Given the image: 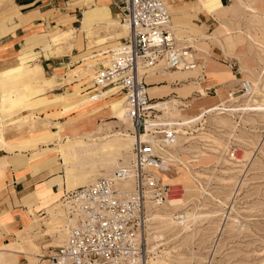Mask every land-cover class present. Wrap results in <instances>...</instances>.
I'll return each instance as SVG.
<instances>
[{
  "label": "rangeland",
  "instance_id": "374dc122",
  "mask_svg": "<svg viewBox=\"0 0 264 264\" xmlns=\"http://www.w3.org/2000/svg\"><path fill=\"white\" fill-rule=\"evenodd\" d=\"M171 2L164 3L168 10ZM241 2L247 5V9L240 5ZM96 3H87L86 6L91 7ZM223 8L225 15L226 13H242V17L236 20L233 18L234 20L219 21L215 25L216 34L213 40L206 42H216L221 49H226L229 56L231 55L230 48L234 46V41L237 39L235 46L239 49L240 55L238 56L242 57V61L228 62V64H232L233 74L237 78L232 75L231 81L221 85L219 89H213L220 92L217 102H222L227 110L230 107L245 108L246 104L264 108V5L260 3L254 6L246 1L236 0L230 6H223ZM252 12H256V14ZM169 13L172 14L170 10ZM218 36L225 42V46ZM218 41L223 43V47L219 45ZM189 47L192 46L189 45ZM188 52L191 53V51ZM192 58L194 59V55ZM101 62L103 65H107L106 60H101ZM202 65H198L195 79L190 81L201 82L197 77L201 73ZM200 79L202 78L200 77ZM246 81L250 82L252 92L248 97H241L239 87L242 82ZM51 84L53 85L51 79L42 76L40 80L39 78L35 81L20 79L0 85V102L6 97L24 98L23 103L9 114H3L0 111V131L3 120L11 121V127H19L24 124L22 127L28 136H40L49 130L46 133L53 135L45 140L55 149L51 153L56 155L62 153V160L59 158L58 166L61 165L63 185L69 192L78 188H70L69 181L71 182L75 178L76 180L88 179L94 175L97 176V179L108 172L107 168L103 166L109 159L111 148L107 145L98 147V141L88 142V139L95 135L94 129H96L97 123L104 119L101 125L105 135L120 131L133 136L134 131L129 119L121 123L118 122L123 117H119L116 110L125 109L124 99L120 94L106 99L105 103L100 106L97 104L92 107V104H88L72 107L69 105L80 101L88 93L83 92V96L75 94L76 87H74L73 90L70 89L71 93L65 96L64 100L59 101L62 106L53 105L52 109L41 110L43 117L36 115L32 110L45 105L44 102L49 99L46 97L50 94H44L46 90L43 87L51 88ZM205 85L202 83L201 89L198 86V92L186 93L185 96L188 98L184 100H182L183 96L179 100L176 95L158 100L170 101L173 99L185 104V107L180 108L181 112L175 115L166 114L163 117L164 121H181L193 116L200 118V110L204 107L203 104L207 103L206 100L202 101L200 98L216 97L214 93L208 94L209 88H206L208 83ZM89 90L91 91L93 88ZM231 94L234 95L231 96ZM90 96L92 95L90 94ZM68 106L73 109L65 110ZM106 106L113 108L114 115L111 119L84 120L90 114L89 111ZM87 108L89 111L86 110ZM153 110L156 113L152 116L150 112V119L154 120L155 116L163 115L159 110ZM228 114L223 110L205 114L190 126L181 128L186 135L178 132V127L175 126L177 137L175 142L167 148H163V158L171 159L172 162L169 164L175 173L178 172L181 176L183 174L185 176L186 170L174 160L182 159V157L187 160L188 167L190 166L194 177L188 180L192 183L193 186H191H195L194 189H196L191 197L185 198L175 207L164 206L153 214L161 215L166 220H157L153 225L151 222L149 223V240L150 243L155 242V244H151V250L158 248L156 253L153 251L152 264H159L160 261H165V264H264V111L254 113L239 111L234 116ZM39 122L41 125L37 130ZM66 130L68 132L65 134ZM123 141H125L123 151H127L131 140L124 138ZM37 144L40 145L35 146V149L44 147L41 154L50 153L46 144L39 142ZM153 146L156 147L155 144ZM240 150L243 155L248 153L249 157L247 159L232 157L233 153ZM128 154H130V150L126 153V155ZM120 155L116 156L117 163H119ZM201 157L203 160L197 162ZM64 162H67L71 169L70 178L63 170ZM115 163L114 166L112 165L113 170L116 168ZM6 169V163L0 159V187L4 184L2 178ZM202 188L204 191L200 192L199 190ZM62 210L64 214V209L62 208ZM177 213L194 216L191 219L185 218L177 222L173 218ZM32 222V226L35 228L38 221L32 220ZM61 223L63 227H58V230L65 228L64 216L61 218ZM185 225H188L189 230H183ZM23 227L25 228V226ZM2 230L6 231V228ZM33 230L40 234L35 229ZM35 236L38 235L33 236L37 240ZM1 238L2 234H0V264H18L17 252L24 249L23 244L18 243L17 239L22 240L23 238L16 236L17 239H11L8 244H3ZM49 238H51L52 245L56 246L53 242L54 238ZM64 239L58 244L59 246ZM152 247L154 248L152 249ZM165 252H170V255L164 256ZM162 256L165 260L162 259ZM20 261L23 263L25 260L22 258Z\"/></svg>",
  "mask_w": 264,
  "mask_h": 264
},
{
  "label": "crops",
  "instance_id": "0c3cea01",
  "mask_svg": "<svg viewBox=\"0 0 264 264\" xmlns=\"http://www.w3.org/2000/svg\"><path fill=\"white\" fill-rule=\"evenodd\" d=\"M170 1L172 2L169 7L174 12L170 15L171 27L179 41L186 46H192L191 52L195 62L200 66L203 64L201 73L197 77L201 82L190 81L195 79L197 69L189 72L155 73L153 78H150L149 84L147 78L144 79L148 89L157 88L154 96L149 98L151 102H155L176 95L177 99L180 100L183 96L182 100H184L188 98L185 96L186 93L198 92L202 83L204 85L208 83L207 92L212 95L211 90L219 89L221 85L231 81L230 77L234 75L232 64L228 62H241L242 57L238 56L239 49L235 46L237 39L234 41L235 47L230 48L231 55L228 56L226 49H221L216 42H206L203 36H215V25L219 21L233 18L236 20L242 17V13L223 14V6H230L236 0ZM242 1L254 6L260 3L264 5V0ZM84 2L83 0H0V74L2 73L0 85L20 79L35 81L39 78L40 80L42 76L51 79L52 87H43L46 90L44 94H50L46 97L49 99L44 102L45 105L32 110L41 117H43L41 110L52 109L53 105L62 106L59 101L64 100L74 87H76L75 94L83 96V92L88 93L80 101L69 105L72 107L88 105L91 101L90 94L111 95L115 91L111 89L95 92L94 89L91 91L89 89L92 88L91 71H95L102 64L101 60L106 59L102 52L114 47L126 36L127 30L120 19V6L116 0H98L91 7H87V3ZM220 36H218L219 40H221ZM197 54L200 56H196ZM206 62H209L207 69L211 70L204 75ZM150 74L152 73L148 75ZM111 97L113 96L101 97L98 106ZM11 99L24 100L23 97L3 98L0 102V111L7 108ZM69 106L65 110L73 109ZM86 110L89 111V108ZM100 110V115L97 116L99 119H103L104 112H113L112 106ZM109 117L105 118L111 119ZM86 119L87 116L84 120ZM10 124L11 121L3 120L4 144L0 146V159L7 165L2 178L4 184L0 187L1 242L8 244L11 239H17L16 236L23 238L17 239L18 243L23 244L24 249L17 252V263L36 264L39 257L50 255L55 247L59 246L57 244L59 240L56 238L59 231L57 228L37 234L31 225L32 220L38 221L35 230L42 231L61 219V216L55 215L59 214L58 204L63 208L62 197L64 192H67L63 185L61 165L58 166L59 158L62 160V153L60 154L59 151H57L58 155L51 153L55 149L45 140L53 135L46 133L49 130L40 136H28L22 127L24 124L19 127H11ZM40 125L41 122L37 130ZM24 139L27 141H23ZM130 140L128 150L122 151L119 164L130 155H126L129 150L131 153L133 140ZM38 142L46 144L50 153L41 154L44 147L35 149V146L40 145L37 144ZM3 228H6V231L2 230ZM34 235H38L35 236L37 240ZM49 237L54 238L53 242L56 246L52 245ZM22 258L25 260L23 263L20 261Z\"/></svg>",
  "mask_w": 264,
  "mask_h": 264
},
{
  "label": "built area",
  "instance_id": "2783aa9c",
  "mask_svg": "<svg viewBox=\"0 0 264 264\" xmlns=\"http://www.w3.org/2000/svg\"><path fill=\"white\" fill-rule=\"evenodd\" d=\"M116 2L121 22L129 32L117 45L102 52L108 62L95 70L92 88L95 92L115 89L114 94L124 98L126 114L137 125L140 136L149 112L152 116L156 113L148 109L151 100L144 81L149 74L146 70L154 69L156 74L192 71L198 64L193 58L185 59V51L192 48L177 43L162 0ZM244 90L240 88L239 92ZM162 127L155 126L151 134L158 136L156 147L138 139L128 164L64 194V210L75 224L62 244L44 257L46 264H149L152 252L158 249L152 247L151 251L155 242L148 241L149 215L171 196L170 186L160 180L157 170L163 164V148L175 141V125L168 131ZM127 179H132V189L121 186Z\"/></svg>",
  "mask_w": 264,
  "mask_h": 264
},
{
  "label": "bare ground",
  "instance_id": "6f19581e",
  "mask_svg": "<svg viewBox=\"0 0 264 264\" xmlns=\"http://www.w3.org/2000/svg\"><path fill=\"white\" fill-rule=\"evenodd\" d=\"M86 3H91L92 4V2H90V1H88V0H84ZM98 1V0H97ZM96 1V2H97ZM165 4H167L170 0H162ZM105 2V1H104ZM93 3H95V2H93ZM240 5L242 6V7H244L245 9H247V5H245L244 3H240ZM167 8V7H166ZM169 8V10L173 13V9L172 8H170V7H168ZM249 10H250V8H249ZM233 11V10H232ZM231 12V11H230ZM252 13H254V12H252ZM256 14V13H255ZM122 25L125 27V29L127 30V35H128V27H127V25L126 24H123L122 23ZM172 28V27H171ZM173 30V29H172ZM174 32V31H173ZM126 35V36H127ZM174 35H175V33H174ZM125 36V37H126ZM204 37V39L205 40H213V37H214V35H204L203 36ZM175 38H176V40H177V43L179 44V46H181V47H187L185 44H183L181 41H179L178 39H177V37H176V35H175ZM213 43V42H212ZM218 43H219V45L220 46H223V43L222 42H220V41H218ZM229 45V44H228ZM229 47V46H228ZM186 52V55H185V59L186 60H188V59H191L192 58V52L190 53V52H188V51H185ZM188 57V58H187ZM107 62H108V60L107 59H105ZM209 62H206V64H205V67H204V69H205V74H207L211 69H207V64H208ZM98 68V67H97ZM96 68V69H97ZM197 68H198V66H197ZM196 68V69H197ZM195 69V70H196ZM248 69V68H247ZM194 70V71H195ZM193 71V70H192ZM95 71H93V76H94V73ZM146 72L147 73H152V74H150V75H148L146 78V81L147 82H149V80H151L150 78H153V76H154V69H148V70H146ZM160 72H167V71H159V73ZM176 72H179V71H175V72H173V73H176ZM182 72H189V71H182ZM11 73H12V71H11ZM142 73H143V71L142 70H140L139 71V76H141L142 75ZM170 75V74H169ZM93 76H92V79H93ZM167 76V75H166ZM185 76V75H184ZM260 79V78H259ZM229 80V79H228ZM260 81V80H259ZM244 87L246 88V91L244 90V93H240V95H241V97H245V96H250V94H251V92H252V86H251V84H250V82L249 81H246V82H242L241 84H240V87H239V89L240 88H242V89H244ZM115 90V89H114ZM114 90H112V91H114ZM156 90H157V88H153V89H148L147 88V92H148V94H149V96L150 97H153L154 96V92H156ZM110 91V90H109ZM116 91V90H115ZM213 93H214V95L216 96V97H214V98H212V97H206V98H200V99H202V101L204 100H206L207 101V103H205V104H203V108H201V110H200V113H199V115L201 116V117H203L205 114H210L211 112H213V111H221V110H223L224 112H228L229 114L228 115H230V116H234V114L236 113V112H239V111H241V113L243 112H245V111H249V112H257V111H264V108H261L260 106H258V105H256V106H253V105H248V104H246L245 106V108H234V107H230V109H225V107H224V105H223V103L222 102H220V101H218L217 102V99L219 98V93L220 92H218V91H216V90H213ZM114 94V93H113ZM104 95V94H103ZM97 96V95H92L91 96V101H90V103L89 104H92V107L93 106H96L98 103H99V100H100V98L102 97H108L109 98V96L110 95H104V96ZM115 95H117V94H115ZM232 95H234V94H231V96ZM207 96V95H206ZM120 98V97H119ZM123 98V97H122ZM124 99V98H123ZM23 99H19V100H12L11 99V101H10V103H9V105L7 106V108L5 109V110H1V112H6L7 114H9L11 111H13V110H15L16 108H18L22 103H23ZM101 101V100H100ZM190 102V101H189ZM249 102V101H248ZM251 102V101H250ZM189 104V103H188ZM198 104H199V102H198ZM124 105H125V101H124ZM187 106V105H186ZM196 106H197V104H196ZM181 107H185V104L184 103H182V102H178V101H176V100H173V99H170V101H158V102H155V103H151V104H149V107H148V109H157V110H159V112H161L163 115L162 116H155V119L153 120V119H150V112H149V117L148 118H146L145 119V128H144V133H140V136L137 134V125L134 123V122H132L129 118H128V116H127V114H126V106H125V109L123 110H120V111H118V110H116V114H118V116L119 117H123L120 121H118V122H124L125 120H127V119H129L130 120V122H131V124H132V128H133V136H131L130 134H123V133H121L120 131L119 132H116V133H113V134H103V127H102V123H97V127H96V129H95V135L94 136H92L90 139H88V142L89 143H91V142H94V141H98L99 142V144L97 145L98 147H101V146H105V145H107V146H109V148H111V151H110V156H109V159H108V161H106L105 162V164H104V168H107V171H109V170H112V171H109V172H107V173H105L103 176H108V175H110L114 170H116L117 168H120V167H123L124 165H126V164H128V162L133 158V155H132V150H131V153H130V155L129 156H127L126 157V159L124 160V161H122L120 164L119 163H117V161H116V156L117 157H119V155L120 156H122V151H123V147L125 146V141H123V139L125 138V139H132L133 140V144H134V142L135 141H137L138 139H140V140H142V141H146V142H150L152 145H154L155 144V146L157 145V141L155 140V138L156 137H158V136H156V137H152L151 136V134L153 133V132H151V131H154V129H155V126H160V129H162L163 127L162 126H165V128H167V129H165V130H167L168 131V129H171V127H172V125H175V126H177L178 127V129H177V131L178 132H182V130H181V128L182 127H188V126H190L191 124H193V123H195L197 120H199L200 118H196V117H187L186 119H182L181 121L179 120V121H171V122H166V121H164V116H166V114H173V115H175L176 113H179V112H181L182 110L180 109ZM202 107V106H201ZM224 107V108H223ZM195 108V107H194ZM115 110V109H114ZM184 110V109H183ZM198 110V109H197ZM192 111V110H191ZM101 112V110L98 108V109H96V110H94V111H91V113L87 116V118H88V120L90 119V120H94L95 118H97V116H99L100 113ZM197 113V112H196ZM152 114V113H151ZM221 114H222V112H221ZM103 116V118H105V117H109V118H112V116L111 115H114V113L112 112H109V113H103L102 114ZM188 115V114H187ZM227 115V116H228ZM234 119V118H233ZM169 126V127H166V126ZM126 131V130H125ZM176 131V130H175ZM68 132V130H66L65 131V134ZM184 135H186L185 134V132H182ZM3 133H2V130L0 131V146L2 145V144H4V139H3V135H2ZM59 138H61V137H59ZM176 133H175V140H176ZM175 142V141H174ZM173 142V143H174ZM172 143V144H173ZM215 143V142H214ZM133 144H132V146H131V149H132V147H133ZM90 146H92V145H90ZM170 146V145H169ZM122 149V150H121ZM62 156V155H61ZM232 157H236V158H238V159H242V158H244V159H247L248 157H249V154L248 153H244V155H243V152L240 150L239 152H235V153H233V155H232ZM174 159H175V157H174ZM203 160V158L201 157L197 162H201ZM115 161H116V163H115ZM178 162V163H180L184 168H185V170H186V174H185V176H184V174H183V176H181V174H179L178 172L177 173H175V170H173L172 169V167H171V165L169 164V163H171L172 162V160L171 159H163V164L160 166V168L157 170V174H158V176H159V178H160V180L162 181V182H165V183H167V185H169L170 186V189H171V196L169 197V199H168V201H167V203L165 204V205H163V207L164 206H168V207H175V205H178L179 203H181V202H183L184 201V199L185 198H188V197H191V195H193V193L195 192V189H194V187H192L193 185H192V183L188 180L189 178H192L193 176H192V172L190 171V166L188 167V162H187V160L184 158V157H182V159H176V160H174V162ZM116 164V168L113 170V164ZM113 165V166H112ZM63 166H64V170H65V174H66V176L68 177V178H70L71 177V172H70V167L68 166V164H67V162H64V164H63ZM103 176H101V177H103ZM96 175H94V176H91L90 178H85V179H78V180H76V178H75V180H73V181H69V187L70 188H72V187H78V186H81L82 187V185H85V186H87L86 184H88V183H91V182H93L95 179H96ZM194 178V177H193ZM164 183V184H165ZM192 185V186H191ZM121 186L122 187H124V188H126V189H132L133 188V182H132V179H127L126 181H124L122 184H121ZM72 191V190H71ZM200 192H202V191H204L203 190V188L202 189H200L199 190ZM44 192V191H43ZM43 192H41L42 194H43ZM70 192V191H69ZM39 194L40 193H38L37 195L39 196ZM64 194H65V192H64ZM37 196V197H38ZM190 200V199H189ZM63 202H64V204H63ZM62 204H63V209H64V207H65V201L62 199ZM180 206V205H179ZM57 207H59V214L58 215H55V216H61V218H62V216H64L66 219H67V222H66V225H65V228L64 229H60L59 230V232L57 233L58 235L56 236V238H58V240H59V242L57 243V244H60L61 243V241L64 239V237H65V235L67 234V232H68V230L70 229V227L71 226H73L75 223H74V220H70L68 217H67V215H66V212H65V210H64V214H63V210H62V205L61 204H58V206ZM163 207H161V208H159V209H157V210H155V211H153V212H151V214L149 215V223L151 222V224L153 225L154 224V222H156L157 220H166V218H164V217H162L161 215H153L154 213H156V212H158V211H160ZM57 211V210H56ZM153 215V216H152ZM193 216L194 215H187V216H185L184 214H182V213H177V214H175L174 216H173V218H174V220L175 221H177V222H179V221H181V220H184L185 218L188 220V219H191V218H193ZM65 219V220H66ZM59 220L60 221H58L55 225H52V226H49V227H47V228H45L44 230H42L41 231V229H40V231H38L39 233H43V232H45V231H47L48 229H51V230H56V228L58 229V227L60 228L61 226L63 227V225H61L62 223H61V219L59 218ZM34 222V221H33ZM32 222V223H33ZM184 222H186V221H184ZM149 223H148V229H149ZM193 223H195V222H193ZM50 224V223H49ZM188 225H185L184 226V228H183V230H187L189 227H187ZM31 227L33 228V229H36V227L34 228V226H32L31 225ZM61 227V228H62ZM189 230V229H188ZM148 233H149V231H148ZM148 241L150 242V240H149V236H148ZM152 251V250H151ZM153 253V255H154V252H152ZM168 255H170V252H165L164 253V256H168ZM39 260H38V262L36 263V264H39V263H42V264H46L47 263V261H46V259L44 258V257H39L38 258ZM153 259H154V257H151V259L149 260V264H152L153 262ZM162 259L163 260H165V258L162 256ZM160 263L161 264H165V261L163 262V261H160ZM159 263V264H160Z\"/></svg>",
  "mask_w": 264,
  "mask_h": 264
}]
</instances>
